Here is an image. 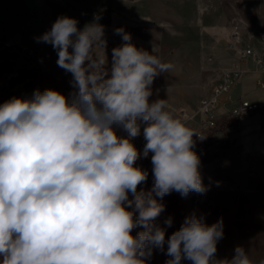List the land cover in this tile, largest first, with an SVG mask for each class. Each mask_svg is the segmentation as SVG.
Instances as JSON below:
<instances>
[{"label":"clouds","instance_id":"obj_1","mask_svg":"<svg viewBox=\"0 0 264 264\" xmlns=\"http://www.w3.org/2000/svg\"><path fill=\"white\" fill-rule=\"evenodd\" d=\"M77 23L61 16L38 38L72 74L73 99L37 89L0 104V264H146L165 243L166 264H254L242 246L230 260L215 259L222 219L208 225L193 213L166 241L159 200L208 190L194 151L193 136L202 137L165 100L150 102L154 79L172 68L154 45L138 48L116 29L123 43L112 49L109 74L106 59L93 56L106 47L103 25ZM142 126L140 152L132 140ZM150 152L154 183L138 190L148 172L136 161Z\"/></svg>","mask_w":264,"mask_h":264},{"label":"rangeland","instance_id":"obj_2","mask_svg":"<svg viewBox=\"0 0 264 264\" xmlns=\"http://www.w3.org/2000/svg\"><path fill=\"white\" fill-rule=\"evenodd\" d=\"M228 1L0 0V104L13 97L30 98L37 89L41 92L53 89L64 94L69 101L73 99L77 90L72 84V74L58 66L57 51L50 44L38 42L39 37L50 31L57 18L66 16L77 20V27L81 30L88 23L103 25L106 47L94 49L93 56L98 62L106 59L105 69L112 64V49L122 45V37L116 34V29L122 28L129 33L131 42L138 48L151 53L154 45L156 51L153 54L162 62L170 63L172 68L154 79L160 78L161 83H153V96L157 89L166 105L175 99L182 108L196 110L202 99L201 96L197 98L202 88L195 76L187 80L193 74L195 62L184 55L183 42L184 39L199 41L202 35L205 38L208 31L227 17V10L231 12ZM231 23L234 24L233 19ZM255 76L256 73L244 76L243 97L264 107V88L252 82ZM224 105L226 109L231 107L230 101ZM182 110L178 108L179 114ZM223 116L236 117L240 129H229L226 136L229 140L224 147L216 148L223 144L218 138L213 148L215 158L200 163L202 181L208 190L202 194L190 192L184 198L191 201L200 198L220 207L232 206L230 214L233 215H237L241 208L244 232L240 236L236 232L223 234L217 243L215 259L230 260L235 247L242 246L254 264H258L264 260V110L241 116H233L227 111ZM221 117L218 115L217 119ZM211 129L204 128V136ZM117 134L126 135L122 130H117ZM132 143L138 151H143L146 143L143 126L141 135ZM151 155L150 152L147 158L138 159L136 166L149 173L153 167ZM152 186V183H144L138 186V190L147 191ZM202 205L196 206L189 215L203 216L208 225L216 223L219 219L202 211ZM225 220L226 216L223 223ZM156 222L161 226L160 221ZM230 229L234 231L232 226ZM141 230L134 229L132 234ZM168 259L166 251L159 249H154L151 257H145L146 264H166Z\"/></svg>","mask_w":264,"mask_h":264},{"label":"crops","instance_id":"obj_3","mask_svg":"<svg viewBox=\"0 0 264 264\" xmlns=\"http://www.w3.org/2000/svg\"><path fill=\"white\" fill-rule=\"evenodd\" d=\"M228 2L231 7V12L229 13V10H227V17L221 19L212 31H208L205 38L202 35L199 41L184 39L183 42L184 55L187 56L189 60L191 59L195 62L192 66L193 74L189 75L187 80L189 79L190 81V79L195 76L199 84H201L202 91L197 98L199 96H201V98L210 96L213 93L212 89H214V86L221 80L223 72L231 67L235 60L239 58L238 55L228 48L227 44L231 39L233 26L231 21L232 19L234 20V17L242 19L240 15L244 18L242 19L243 22L240 27V33L243 37L244 44L250 45L254 50L253 55L243 58L244 62L254 68V70L249 72L256 73V76L251 79L252 82H254L257 87H259L257 85V80L261 79L264 82V71H261V66H264V41L262 40V36H264V0H230ZM256 56L261 58V65L255 63ZM111 66L112 64L106 68L109 74ZM245 81L246 79L243 77L241 82L232 89L230 100L225 101L217 109L218 115L223 116L227 111H231L241 100L257 102L243 97L241 85ZM154 83H161L160 78L154 80ZM155 94V96L152 95L149 100H164V97L158 95L157 89L155 90ZM171 101L173 102L172 104H167L168 111H170L175 118L181 120L178 108L180 110L184 108H182L181 104H178L175 99ZM228 101H230L231 107L226 109L224 104Z\"/></svg>","mask_w":264,"mask_h":264},{"label":"built area","instance_id":"obj_4","mask_svg":"<svg viewBox=\"0 0 264 264\" xmlns=\"http://www.w3.org/2000/svg\"><path fill=\"white\" fill-rule=\"evenodd\" d=\"M242 19L234 18V24L231 32V39L228 41V48L239 56L231 67L226 69L221 77V80L214 86L213 93L210 96L203 97L200 100L198 109L181 111V121L189 125L195 130L202 139L196 135L193 136L195 145L199 144L204 138V128L213 127L216 124L218 117L217 109L225 101L230 100V93L232 89L241 82L245 74L254 70L248 63L244 62V57L254 54V50L250 45H245L243 37L240 33V27ZM264 41V36H262ZM255 63L261 65V58L255 57ZM261 71H264V66H261ZM257 85L261 88L264 87V82L259 79ZM263 107L258 102H252L249 100H241L236 106H234L230 114L233 116H241L261 110Z\"/></svg>","mask_w":264,"mask_h":264},{"label":"trees","instance_id":"obj_5","mask_svg":"<svg viewBox=\"0 0 264 264\" xmlns=\"http://www.w3.org/2000/svg\"><path fill=\"white\" fill-rule=\"evenodd\" d=\"M123 41H121V44ZM229 129H240V122L236 117H226L222 116L221 118L216 119L215 126L212 127L209 133H207L201 144H197L194 151L200 158L201 162H208L212 158H215L216 151H214V145L218 138L222 139L223 144L217 146L216 148H221V146H226L228 142V138L226 137ZM145 183H154V177L152 170L148 173V179ZM160 203L164 205V211L157 218L158 221L161 222V227L166 229L165 239H167L173 234V232L179 230L184 219L189 216L190 211L194 212L195 207L199 206L202 211H207L214 217H217L219 220L223 219L226 216V220L223 223V234H231V232H236L238 236L244 232L245 227L241 222L240 215L242 213V209L239 208L237 215L230 214L232 210V206L228 207H220L218 205H212L209 201L202 200L200 198L191 201L186 200L181 196L180 193L176 191H172L170 194H167L160 200ZM172 218V225L168 227L165 225V220L167 218ZM233 227L234 231H231L230 227ZM164 250H167V244L164 245ZM182 264H191V261L182 260Z\"/></svg>","mask_w":264,"mask_h":264}]
</instances>
